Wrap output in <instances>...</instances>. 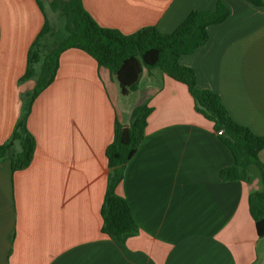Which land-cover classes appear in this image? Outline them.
Masks as SVG:
<instances>
[{
    "label": "crops",
    "instance_id": "obj_1",
    "mask_svg": "<svg viewBox=\"0 0 264 264\" xmlns=\"http://www.w3.org/2000/svg\"><path fill=\"white\" fill-rule=\"evenodd\" d=\"M223 2L227 20L209 27V41L179 62L193 69L199 89L221 97L235 122L264 136V7ZM83 4L102 27L129 35L153 26L171 34L192 11L215 9L217 0ZM44 22L37 0H0V144L20 116V95L34 88V80L18 82ZM106 80L116 87L120 109ZM135 94L136 106L149 101L153 112L116 189L139 234L119 244L101 231L106 149L115 119L130 123ZM28 128L37 142L31 165L13 173L9 160L0 161V264H264L249 185L221 179L233 156L195 111L186 85L145 70L139 89L122 96L109 70L69 49L55 81L34 102ZM259 157L264 164V150ZM251 177L260 179L257 168Z\"/></svg>",
    "mask_w": 264,
    "mask_h": 264
},
{
    "label": "trees",
    "instance_id": "obj_2",
    "mask_svg": "<svg viewBox=\"0 0 264 264\" xmlns=\"http://www.w3.org/2000/svg\"><path fill=\"white\" fill-rule=\"evenodd\" d=\"M47 1L53 12L64 17L65 32L56 46L43 54L42 42L52 29L42 2L37 0L45 22L29 49L26 72L18 82L34 80L35 85L31 91L20 95V116L11 136L0 144V161L9 160L13 173L27 169L33 162L37 142L28 128V119L37 97L55 81L63 52L77 49L87 53L97 62L98 69L105 68L115 77L122 96L139 89L145 70L157 69L187 86L195 111L213 125L219 140L231 152L234 163L221 171V179L249 185V212L259 240L264 239V164L259 157L264 150V136L235 122L221 97L211 90L199 89L193 69L179 62L182 56L194 53L209 41V27L227 20L230 10L223 0H217L213 10L192 11L171 34L150 26L129 35L100 26L85 9L83 0ZM247 1L264 7V0ZM152 112L149 101H145L134 108L128 125L116 118L114 138L106 149L108 180L101 208V231L119 244L139 234L128 202L116 189L145 138L147 120ZM253 167L260 173L259 180H252Z\"/></svg>",
    "mask_w": 264,
    "mask_h": 264
},
{
    "label": "rangeland",
    "instance_id": "obj_3",
    "mask_svg": "<svg viewBox=\"0 0 264 264\" xmlns=\"http://www.w3.org/2000/svg\"><path fill=\"white\" fill-rule=\"evenodd\" d=\"M43 7L48 15L50 24H51V34L48 35L42 42V52L47 53L50 49L54 48L57 44V41L59 40L60 37H62L64 35V24H65V19L64 17L57 12H53L49 6V2L47 0H41ZM107 85L109 87V91L110 94L113 98V100L115 101V103L117 104V106L119 107V109L121 108V102L119 100L117 91H116V87L114 86V83H112L110 80H106ZM129 98L126 97V100H128ZM138 96L132 95L131 101L132 104L134 106H136V104L138 103Z\"/></svg>",
    "mask_w": 264,
    "mask_h": 264
}]
</instances>
